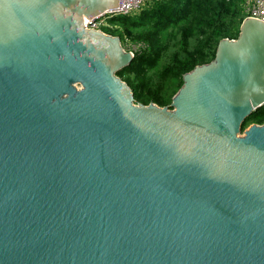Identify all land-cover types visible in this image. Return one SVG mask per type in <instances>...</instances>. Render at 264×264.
Returning a JSON list of instances; mask_svg holds the SVG:
<instances>
[{"label":"water","instance_id":"water-1","mask_svg":"<svg viewBox=\"0 0 264 264\" xmlns=\"http://www.w3.org/2000/svg\"><path fill=\"white\" fill-rule=\"evenodd\" d=\"M118 3L0 0V264H264V21L145 105Z\"/></svg>","mask_w":264,"mask_h":264},{"label":"trees","instance_id":"trees-1","mask_svg":"<svg viewBox=\"0 0 264 264\" xmlns=\"http://www.w3.org/2000/svg\"><path fill=\"white\" fill-rule=\"evenodd\" d=\"M247 0H151L139 11L108 19L103 31L124 46L142 43L133 63L118 75L138 102L168 106L183 76L214 60L222 39H236ZM264 124V106L246 120Z\"/></svg>","mask_w":264,"mask_h":264},{"label":"built area","instance_id":"built-area-1","mask_svg":"<svg viewBox=\"0 0 264 264\" xmlns=\"http://www.w3.org/2000/svg\"><path fill=\"white\" fill-rule=\"evenodd\" d=\"M149 1L151 0H119L116 10L95 19H86L85 24L87 28L103 31V28L108 25V19L133 14ZM245 13L248 17L264 21V0H247ZM140 47L142 48V46H125L126 50L132 52L134 55L141 51Z\"/></svg>","mask_w":264,"mask_h":264},{"label":"rangeland","instance_id":"rangeland-1","mask_svg":"<svg viewBox=\"0 0 264 264\" xmlns=\"http://www.w3.org/2000/svg\"><path fill=\"white\" fill-rule=\"evenodd\" d=\"M117 36H118V35H117ZM133 43H134V44H133L132 46H137V47H138V46H142V45H143L142 43H135L134 41H133Z\"/></svg>","mask_w":264,"mask_h":264}]
</instances>
